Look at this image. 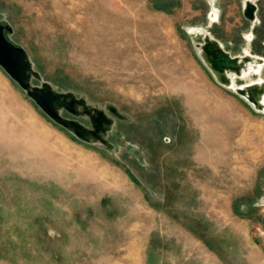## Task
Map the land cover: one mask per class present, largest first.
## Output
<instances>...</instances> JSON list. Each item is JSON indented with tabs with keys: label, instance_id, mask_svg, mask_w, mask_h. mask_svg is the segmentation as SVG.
Wrapping results in <instances>:
<instances>
[{
	"label": "rangeland",
	"instance_id": "rangeland-1",
	"mask_svg": "<svg viewBox=\"0 0 264 264\" xmlns=\"http://www.w3.org/2000/svg\"><path fill=\"white\" fill-rule=\"evenodd\" d=\"M210 1L0 0L31 84L89 107L60 109L80 139L0 67V264H264V113L196 47L208 33L264 57V0L253 21L244 0ZM259 78L264 65L234 81ZM27 147L64 172L30 169Z\"/></svg>",
	"mask_w": 264,
	"mask_h": 264
},
{
	"label": "water",
	"instance_id": "water-1",
	"mask_svg": "<svg viewBox=\"0 0 264 264\" xmlns=\"http://www.w3.org/2000/svg\"><path fill=\"white\" fill-rule=\"evenodd\" d=\"M256 8L254 2H249L246 9L243 7L244 14L248 20L253 21L255 19ZM12 32L13 28L10 25L0 22V67L26 92L51 120L64 128H72L75 135L83 139L84 135L87 133V129L78 121L63 117L60 109L64 108L72 114H76L77 110L75 104H79L89 112V107L85 103V100L77 99L73 97L71 93L58 92L47 85L43 87L32 85L31 79H40V75L34 70L27 51L8 38V35ZM212 38L213 37L208 33H205L202 42L196 44L205 67L218 84L232 89L233 92L244 98L255 109L264 113L261 108L257 107L254 93L245 97L236 89L232 88V86H229V78L225 75V72L227 71L234 75V78L239 77L236 75L239 69L240 58L238 55H231L223 46L218 44L216 39ZM201 52L205 55V59ZM243 60L246 61L247 58L243 56ZM217 75H219V77H217ZM109 110L114 116L120 117V114L113 106H110ZM97 114V117L93 118L95 128H98V126L102 124H105L107 127L113 125L115 121L114 118L109 117L104 110H98ZM98 119L100 120L99 124L96 122ZM110 121L111 125H109ZM107 127L102 128V131L106 132Z\"/></svg>",
	"mask_w": 264,
	"mask_h": 264
},
{
	"label": "bare ground",
	"instance_id": "bare-ground-1",
	"mask_svg": "<svg viewBox=\"0 0 264 264\" xmlns=\"http://www.w3.org/2000/svg\"><path fill=\"white\" fill-rule=\"evenodd\" d=\"M249 2H254V0H244L243 5H244L245 9L247 8V4ZM210 16L214 19L216 17V13L214 11H212ZM217 42L219 45L222 46V44L219 41H217ZM201 54L205 59V55L203 54V52H201ZM238 56H239L240 60H239V69H238L236 76L245 77L248 74H250L252 71L253 72H259L260 69L264 65V57L263 56L255 55V54H252L248 51H246L244 54H240ZM243 56H245L247 58L246 61L243 60ZM254 64H255V68L253 66ZM225 75L229 78V86H232V88L236 89L238 92H240L245 97H248L251 93H254L255 98H256L257 107L261 108L264 111V78H259V79L254 80V81H250V82H247V83H244L241 85H237L234 81V75L228 73L227 71L225 72ZM217 77H219V75H217ZM96 122L99 124L100 120L98 119ZM109 125H111V121L109 122ZM17 147H22V144L21 145L18 144ZM24 150H25V154L24 155L17 154V156H18L17 159L24 162L25 165L28 164L30 169L33 168V169H38V170H46L50 173H55V174H59V175H60V173L64 172V168H63L64 163H63L62 159L55 156V153L52 152L51 150L44 149V150L36 151L35 149H33L31 147L30 148L27 147ZM23 159H25V160H23ZM64 174L67 175V177L69 175L68 172H66Z\"/></svg>",
	"mask_w": 264,
	"mask_h": 264
},
{
	"label": "trees",
	"instance_id": "trees-1",
	"mask_svg": "<svg viewBox=\"0 0 264 264\" xmlns=\"http://www.w3.org/2000/svg\"><path fill=\"white\" fill-rule=\"evenodd\" d=\"M44 251H45L46 253H48V250H47V249H44Z\"/></svg>",
	"mask_w": 264,
	"mask_h": 264
},
{
	"label": "flooded vegetation",
	"instance_id": "flooded-vegetation-1",
	"mask_svg": "<svg viewBox=\"0 0 264 264\" xmlns=\"http://www.w3.org/2000/svg\"><path fill=\"white\" fill-rule=\"evenodd\" d=\"M242 54H244V53H242Z\"/></svg>",
	"mask_w": 264,
	"mask_h": 264
}]
</instances>
